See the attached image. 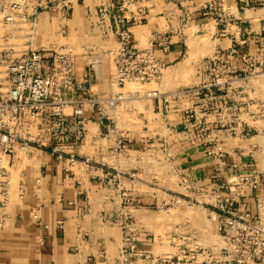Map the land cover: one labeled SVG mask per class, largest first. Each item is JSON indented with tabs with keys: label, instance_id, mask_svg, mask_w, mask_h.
<instances>
[{
	"label": "crops",
	"instance_id": "crops-1",
	"mask_svg": "<svg viewBox=\"0 0 264 264\" xmlns=\"http://www.w3.org/2000/svg\"><path fill=\"white\" fill-rule=\"evenodd\" d=\"M57 1L49 0L51 3ZM108 1L72 0L70 15L64 20L49 10H41L37 16L33 40L35 46H46L50 42L73 44L77 50L76 71L81 75L87 57L83 46H103L114 40L112 31L98 23V8ZM222 1L225 9L227 0ZM228 1L233 2L238 15L235 10L226 11L228 17L225 22L216 21L212 15H208V11L202 12L206 15L205 27L211 45L205 58L191 63L193 69L188 86L174 85L177 78L175 74L169 77V80H173L171 83L167 81L169 68H179L185 56L186 42L182 38L184 28L181 23L185 17L186 24L197 22L195 16L198 12L193 13V9L207 8L212 0H135L128 6L129 12L142 11L144 15L141 24L131 27L136 45L149 46L150 41L161 34H168L171 39V49L167 52H161L158 46H154L156 53L162 55L169 66L162 81L152 88L174 92L207 83L211 75L204 64L216 53L223 54V62H219L222 66L221 75L230 79L229 85L222 89L214 87L216 97L212 98L210 106L202 107L198 98L191 101L197 116L204 122L205 133L212 138L210 143L197 139L184 158L185 151L175 146L177 153L173 156L174 160L170 161L174 169L134 170L138 177L136 182H132L127 174L132 170H123L119 165L115 168L107 166L111 162L108 149L112 139L101 137V126L94 121L87 123L85 142L76 147L77 152L89 154L95 159V166L89 170L79 165L64 169L49 152L34 150L29 165L23 170H11L13 184L23 180L25 195L21 201L10 204L11 215L0 230V264H84L87 260L91 264H118L127 227L135 236L137 247L155 257L166 245L162 241V244L157 242L156 237L149 234L150 208H154L167 190H177L179 184L176 172L179 174L186 170L193 178L210 176L216 170L218 159L207 155L205 150L217 148L218 145L226 150L224 154L227 163L222 170L242 171L250 154L235 141L245 137L240 134L243 128L248 126L255 129L261 125L260 71L264 68V54L259 50L264 47V4L252 7L246 6L245 0ZM193 2L197 6H189L190 14L185 16L179 4L191 5ZM231 14L236 17L233 22L229 17ZM110 22L113 29V15ZM60 24L66 28L64 34L57 33ZM232 48L234 54L226 56ZM243 54L249 57L255 68L249 75L244 71ZM109 72L110 69L93 83L94 94L115 89L110 83ZM105 80H108L109 86H105ZM183 103L181 100L174 101L167 111L160 112L155 108L153 100L144 99L136 106L137 109L120 111L123 117L120 122L125 121L131 128L129 133H122L132 146L125 157L130 159L135 156L140 151L137 148H146L140 146L152 136L156 137V133L148 127L150 123H155L153 126L160 128L163 134L166 121L172 125L173 130H181ZM139 121L146 128L136 130L134 123ZM173 161L175 163H171ZM252 171L264 175L262 170ZM258 193L264 194V180ZM240 199L252 204L250 190ZM58 221H62V226H59ZM155 244L163 246L162 250L154 249ZM131 264H152V260L138 258ZM259 264H264V260Z\"/></svg>",
	"mask_w": 264,
	"mask_h": 264
},
{
	"label": "built area",
	"instance_id": "built-area-1",
	"mask_svg": "<svg viewBox=\"0 0 264 264\" xmlns=\"http://www.w3.org/2000/svg\"><path fill=\"white\" fill-rule=\"evenodd\" d=\"M133 1L109 0L98 8V23L112 31L114 40L103 46H83L87 57L84 70L78 75L77 50L73 44L50 42L37 47L33 42L38 13L46 9L64 20L70 15L72 0H58L56 3L49 0H0V230L11 215L10 204L21 201L25 195L23 180L13 184L11 170H23L29 165L34 150L49 152L64 169L79 165L89 170L95 166L92 156L76 151V147L85 142L89 121L101 126V137L112 139L108 149L111 162L107 166L115 168L119 165L123 170L125 166L120 159L127 156L132 146L122 134L129 133L131 128L125 121L120 122L123 119L120 111L135 110L137 103L141 104L144 99L153 100L160 112L167 111L174 101L185 102L181 130H173L168 121L163 125L164 131L166 127L174 139L200 135L199 132L204 130V122L197 116L191 101L198 98L202 107L210 106L212 98L216 97L214 87L222 89L229 85L230 79L221 75L219 62H223V54L216 53L204 64L211 79L196 88L185 87L169 92L148 87L160 83L169 66L162 55L156 53L154 46L167 52L171 49V39L168 34H161L150 41L149 46L136 45L131 27L141 24L144 15L142 11H128ZM245 4L256 7L264 4V0H245ZM65 32L66 28L60 24L57 33ZM234 52L232 48L226 56H232ZM243 60L244 71L253 73V62L246 54H243ZM107 65H110V83L115 89L94 94L92 85L108 72ZM127 83L140 84L141 88L126 87ZM165 133L162 132V136ZM211 139L209 134L200 138L207 144ZM216 147L205 150L207 155L218 159L213 174L202 178L189 175V179L184 178V183L207 187V207L217 221L219 241L206 246L182 247L180 239L176 241L177 237L166 241L165 237L159 236L163 243L173 241L174 245H169L170 248L167 244L153 257L147 250L137 247L136 238L127 227L118 264H131L138 258L151 259L152 264H259L264 260V194L258 193L264 178L252 170H222L227 163L226 150L221 145ZM129 170L132 171L127 172L128 176L136 182V171ZM176 175L181 187L182 172H176ZM249 190L252 204L240 199ZM170 192L172 195L166 197L164 194L154 208L165 211L167 205L179 203L180 192ZM58 224L62 226V221ZM149 234L154 237L151 232ZM84 264L91 262L87 260Z\"/></svg>",
	"mask_w": 264,
	"mask_h": 264
},
{
	"label": "rangeland",
	"instance_id": "rangeland-1",
	"mask_svg": "<svg viewBox=\"0 0 264 264\" xmlns=\"http://www.w3.org/2000/svg\"><path fill=\"white\" fill-rule=\"evenodd\" d=\"M222 3V0H212L211 4L208 5L209 7L207 8L202 7L199 9H193V13L198 12V14H196L195 16L197 22L186 24L187 17L182 20L181 24L183 25L184 31L181 32V34L183 40L186 42L185 56H183V63L179 68H169L167 81L171 83L173 80H169V77L175 74L177 78L176 80H174V85H189V76L193 69L191 63L194 61L197 62L200 58H205V56L209 52L211 45L209 32H207L205 27V23L207 21L204 17L206 15H203L202 12L208 11V15H212V17L216 21L225 22V18L228 17L226 11L229 10L233 12L235 8L233 7L232 1H226V3L224 4L225 9H223ZM189 6L197 5L194 2L191 5H189V3L179 4V8L182 10V12H184L185 16H188V14H190L188 8ZM235 13L236 15H238L236 10ZM233 16L234 15L232 14L229 15V17L232 19V22L236 19V17L234 18ZM144 44H146L145 41ZM259 51L264 54V47L260 48ZM109 66L110 65H107L106 67L107 71L110 69ZM261 71V125L257 126L255 129L253 127L249 128L248 126L243 128L240 134H245V137H240V139L237 138L235 143L239 144L240 146H244V150L247 151L248 154H250V156L248 155L249 157L245 160V165L243 166L242 170H262V172H264V68H262ZM247 74L249 75V72H247ZM104 82L105 86H109L108 80H105ZM153 85L155 84L152 83L148 85V87H153ZM126 87L141 88L140 84L137 83H127ZM138 104L139 103H137V105ZM154 124L150 123L148 127L156 133V137L154 138V136H152L150 140H148V142H145L143 145L140 144V147H146L137 148L140 150L141 154L136 153L135 156H130V159L126 158L125 156L120 159L121 164L125 166V170H161L163 168H165V170H172L173 166H171L170 161L174 160L173 156L177 153L174 147L176 146L178 150L183 149V151H185L183 152L184 158L189 149L194 145L195 142H197L196 140L198 139V137L200 139L206 134V130L204 128V130L199 132L201 133L200 135L198 134L193 137L188 135L186 137L174 139V136L169 133L166 127L165 136H162V130L156 127V125L153 126ZM134 125L136 130H138L139 128L144 129L145 127L142 121H139V123L136 124L134 123ZM231 131L234 130L231 129ZM157 132H159L161 136ZM232 135H235V133L232 132ZM242 138L244 141L242 140ZM158 142L160 148H158ZM154 148L156 149L154 150ZM171 163H175V161ZM187 172L188 171L186 170L182 171L183 184L181 187H177V191L180 192L181 197L179 203H177L176 205H167L165 207V211L157 210V208L153 207L150 208L152 210L149 223L150 232L152 235H154V237H156L157 242H160L161 244L162 242L159 236L165 237L166 241L173 240V237H177L176 241L179 238L182 247L193 246L195 244L200 246L214 244L219 241V237L217 235V221L211 216L209 211L210 209L207 207L208 198H206V193L208 192V189L207 187H204L205 185L202 184H198L195 186H193L192 184H185L184 178L190 177ZM261 178H264V175H262ZM164 194H166L167 197L169 194L172 195V192L167 190ZM169 245H174L173 241L168 244V247H170ZM162 248L163 246L161 247L159 246V244L154 245V249L156 250H162Z\"/></svg>",
	"mask_w": 264,
	"mask_h": 264
}]
</instances>
